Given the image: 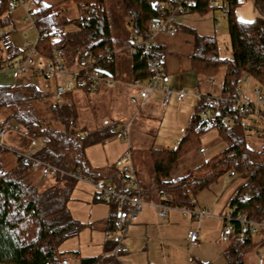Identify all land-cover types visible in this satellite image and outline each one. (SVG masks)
<instances>
[{"label":"trees","instance_id":"obj_1","mask_svg":"<svg viewBox=\"0 0 264 264\" xmlns=\"http://www.w3.org/2000/svg\"><path fill=\"white\" fill-rule=\"evenodd\" d=\"M12 1L0 0V18L8 12ZM31 1L34 23L41 27L43 35L38 41L39 51L45 57L59 56L72 62L82 52L97 53L112 45L115 33L124 32L125 24L145 29L156 16L154 2L161 0H116L115 18L109 16V0ZM209 1L194 0L190 12L204 13L215 7L222 8L224 3L229 6L225 15L229 57L219 54L216 36L212 33L199 34L178 22L175 31H188L191 35L190 51L186 55L189 70L211 79L222 70L220 94L202 93L197 98L193 114L175 146L150 147L151 173L143 196L155 192L157 198L158 190L162 189L167 193L163 199L168 203L194 207L197 193L229 174L236 186L229 196L227 209L253 221H264V145L254 147L248 143L241 123L242 117L248 114L239 112L235 103L246 77L264 88V0H254L257 16L250 21L236 18L235 8L241 4L240 0H221L219 5H210ZM70 2L75 4L78 14L60 17L54 7ZM69 25L71 29L66 30ZM165 50V44L158 41L156 55H162ZM163 65L165 68L164 61ZM113 66L110 62L108 68L112 71ZM125 66L131 68L133 79H143L149 74L144 59L139 56L126 60ZM113 95L112 87H101L92 92H66L61 101H56L52 85L37 87L30 81L0 85V125L12 121L18 126L15 133L23 145L18 148L32 146L33 154L40 159L66 170L78 167L87 177L103 179L118 190L131 193L123 182L124 173L119 165L93 166L85 155L88 145L116 137L119 122L108 113L110 103H104ZM117 115L120 116L119 111ZM259 118H264L263 110ZM212 128L224 147L182 175H174L184 156L203 150L202 136ZM6 149L0 147V264H66L61 247L84 226L66 205L75 180L56 174L48 177L53 186L41 190L36 185L39 170L22 163L15 152L12 151L15 153L13 165L8 168L3 165ZM107 202L113 211L106 225L108 229H116L117 205ZM233 229L229 264H245L244 252L252 244L250 230L238 222H233ZM241 230L244 232L238 237ZM112 247L113 242L105 251ZM80 264L121 263L113 255L104 253L83 257Z\"/></svg>","mask_w":264,"mask_h":264},{"label":"rangeland","instance_id":"obj_2","mask_svg":"<svg viewBox=\"0 0 264 264\" xmlns=\"http://www.w3.org/2000/svg\"><path fill=\"white\" fill-rule=\"evenodd\" d=\"M44 1L47 3H53L56 0ZM115 2L116 0L108 1L109 16L114 18L115 14L113 7ZM217 3L218 5L221 4V0H217ZM24 4L25 6L31 5L34 7L31 0H25ZM54 8V10L59 13L60 17L70 18L78 14V10L72 2L62 6H55ZM25 16V7L17 2L14 5H10L8 12L3 14L0 18V29L3 32L7 31L9 33L13 46L19 49L24 48L25 41H29L30 44L33 45L38 40V33L33 20L25 18ZM176 22L192 27L199 34H214L218 43L219 54L221 56H230L231 51L227 30V19L222 15L220 7H215L204 13L198 11L181 13L177 16ZM129 28L130 27L125 24L124 32L118 31L115 33L116 40L114 42L121 40L125 43L129 36ZM65 29H71V26H66ZM156 39L165 44L166 48L165 53L160 55L166 65V73L168 74V79L164 81V84L172 86L174 90H184L186 93L184 98L178 101L174 99V96L167 104L153 103L150 101L151 104L146 103L144 105L141 104V100H137L136 102H133L128 98L122 100L117 96V90L114 89L115 95L112 96L111 100L109 101L106 99L104 101L107 105L110 103L109 107H111V110H109L108 106L107 110L112 118L117 114V111H119L121 115V112L125 111L123 108L125 105L129 106L128 114L130 115L134 113L137 114V117H141L144 114L151 115V118L146 120V122L139 121L137 117L134 118L130 125L128 138V143H130L133 148L132 157L134 158L135 154L134 159L138 160L140 155L144 154L142 156L144 159H140V162L145 169L144 171L147 173H149L151 162L149 161V157L145 154L146 150L150 147H173L182 137L185 126L197 104V95L194 92L195 87L198 86L201 93L210 92L215 96H219L222 80V70L211 80L196 75L193 71L189 70L186 55L190 51L189 41L191 35L188 31L177 30L173 34L160 33L157 35ZM52 81L51 78L48 80H41V86ZM256 86H260V84L251 78L243 80L238 90V98L240 101L252 102L256 109L260 108L264 111V105L259 104L257 101L256 93L254 91ZM158 93V91L155 92V94ZM246 114L250 117H259L256 113H250V111ZM88 116L92 115L89 114ZM229 125H232V121L229 122ZM118 126L119 124H117L116 128H118ZM217 135L218 133L214 128L207 131L206 134H204V140H201L203 150L184 156L175 168L173 174L182 175L189 168L196 166L200 162L206 160L209 156L213 155L214 152L218 150V146L222 144V141H220ZM252 135L256 136L254 134ZM3 140L4 144L7 146L23 148V145H20V137L15 131H7ZM254 140V142L248 141V143L251 146L258 147L259 144L257 142H260V139L254 137ZM127 147L128 144L126 141L111 137L103 143L95 142L88 145L85 148V155L93 166H101L105 164L110 165L112 163H116L120 166L122 164L130 163L129 160L122 161L120 159L127 150ZM141 151L143 154H140ZM14 157L15 153L6 149L3 154V165L6 168L11 167L14 163ZM139 179V184L142 186L144 193H146V190L149 187V178L143 175L139 177ZM36 185L42 190L48 186H53V182L48 177H42L41 175L36 174ZM235 186L236 183L231 180L229 174L221 176L208 188H205L196 194L195 198L197 203L194 207L196 209L198 207L207 208L212 213L218 215L219 213L217 211H220L227 205L229 195ZM148 196H153V194ZM66 205L71 215L83 223L84 226L79 232L78 237L76 236L68 239L63 244V247L70 250L78 249L81 254L85 255L92 254L93 252H100L102 250V245L106 241L104 237L107 232L109 235L122 233L119 224H117L118 228L116 229H108L105 227V221L111 212L110 205L108 202L100 200L98 197L96 198L94 188L88 183L75 180L74 185L69 192ZM144 207H146V205H142V209ZM224 210L225 208L223 211ZM140 212L141 210L138 213V218ZM153 213H155V211ZM177 213L179 219L173 222V224L169 223V225H171L173 234L181 235L189 226L190 216H183L179 211ZM223 213L224 212H222L221 215ZM201 219L202 217L196 219V222H193L195 226L200 227L201 230L206 227L214 228L215 230L219 229L222 232L224 227L223 223L225 221L223 222L220 219L222 223H217V218L214 217L203 220ZM163 224L165 223H162V225ZM228 224L233 228L232 222H228ZM132 225H134V222L127 227V236L130 234L128 228L130 229ZM250 236L252 244L244 252V261L245 264H258L259 256L264 259V227L256 226V231L250 232ZM127 238H125V241H127ZM67 258L66 264H78V257L75 258L70 256Z\"/></svg>","mask_w":264,"mask_h":264},{"label":"built area","instance_id":"obj_3","mask_svg":"<svg viewBox=\"0 0 264 264\" xmlns=\"http://www.w3.org/2000/svg\"><path fill=\"white\" fill-rule=\"evenodd\" d=\"M21 3L26 10L25 18H30L34 23V9L31 5L25 6V0H14L10 5ZM194 0H161L155 1L153 4L156 16L152 18L145 29L136 26H130L129 36L125 43L121 40L114 42L110 46H106L103 51L93 53L91 51L78 54L72 62H67L59 56L45 57L38 48V41L43 36L41 27L35 25L38 33V40L33 45L29 41H25L24 48L19 49L13 46L10 35L7 31L0 29V85L11 86L16 83L30 81L37 87H41V80L51 78L53 81L47 83L48 87L52 85L53 97L56 101L62 100V95L66 92L75 90H86L88 92L95 91L101 87H112L117 90V96L124 100L136 102L141 100L144 104L156 91L161 92L162 104H167L172 95L180 101L185 96V91L174 90L171 86L164 84L166 80L165 68L163 60L156 55L158 48L157 35L160 33H175V23L178 15L189 12ZM217 0H210V5H215ZM229 10V6L224 3L221 12L225 16ZM35 24V23H34ZM135 56L144 59L148 71L147 77L131 78V68L125 66V61ZM113 62L112 71L108 68L109 63ZM108 65V66H107ZM106 70L108 73H105ZM211 80V78H207ZM244 80H248L246 77ZM257 101L259 104L264 103V88L256 86L254 88ZM197 98L201 96V92L197 87L194 89ZM237 109L241 113L250 111L260 116L261 109H256L254 103L240 101L236 97ZM121 116L117 119L119 126L115 133L116 138L127 142L128 147L120 158L122 161L129 160V164L120 165V169L124 173L123 182L127 184L128 191H120L115 186L107 183L103 179H93L82 174L80 168L76 167L71 170L63 169L53 163L40 159L33 154V147L20 149L4 144V136L7 131H17L18 126L14 122L8 121L0 125V147L7 148L20 156L22 163L31 169H38L42 177H53L56 174H63L72 179L86 182L91 185L97 197L103 201H113L117 205L116 222L120 225L121 234L109 235L105 237L113 242L110 254L118 257L120 254L127 252L128 248L124 244L123 239L125 231L132 222L138 218V213L142 209V205H151L155 214L159 218H167L168 210H177L183 216H190L200 219L205 215H213L222 218L224 227L222 233L225 236L233 234L234 229L230 227L228 222H238L243 227H248L250 232L256 231V226L264 227V221H253L248 219L242 213H232L230 209L226 210L222 215H216L207 208L197 209L195 207L179 206L168 203L163 198L167 197V193L160 189L156 199H149L143 196V188L139 184L135 169L132 164L133 148L128 143L129 130L131 122L137 117V114H128L129 106L123 107ZM206 112L203 111L202 115ZM226 122L229 120L224 119ZM194 200V198H192ZM243 230L238 233V237L243 234ZM188 242L190 246L198 243V231L196 228L189 229L187 232ZM262 257L259 258V264H262Z\"/></svg>","mask_w":264,"mask_h":264},{"label":"crops","instance_id":"obj_4","mask_svg":"<svg viewBox=\"0 0 264 264\" xmlns=\"http://www.w3.org/2000/svg\"><path fill=\"white\" fill-rule=\"evenodd\" d=\"M240 2L241 4L235 8L236 18L244 21H250L254 19L257 16V11L254 7V0H240ZM166 72L167 70L165 65V73ZM167 79H168V74L166 73V80ZM205 93H210V92H205ZM172 97H174V95H172L171 98ZM161 98H162L161 92H159L158 94L154 93L153 96H151L147 101H145L144 105L146 103L151 104L150 101L153 103L155 102L162 104ZM120 116L118 115L116 116L115 114L114 119L116 118L118 119ZM149 118H151V115H147V114H144L141 117L140 116L137 117V119L141 122L142 121L146 122V120H149ZM241 121L244 127V133L246 135L247 141L254 142L255 141L254 137H256L260 139V142H257L259 144L258 147L263 146L264 118L245 116L242 117ZM252 134L256 136H253ZM204 137L205 136L203 135L202 140H204ZM223 147H224V143L222 142V144L218 146V150L214 152V154L217 153L219 150H221ZM140 154H143V152L141 151ZM145 154L149 157V161L151 162L149 156L150 148L146 150ZM143 155H140L138 160L134 159L135 154H134V158L132 157V164L135 169L138 181H140L139 177L143 175L149 177V174L151 173V165L149 168V173L144 171L145 169L143 168V165L140 162V159H144L142 158ZM152 194L153 196H148L151 195L148 194L147 196L144 195V197H147L152 200L156 199V197L154 196L155 192H153ZM227 207H228V203L220 211H217L219 213L218 215H221L222 212H225L227 210ZM224 208L225 210L223 211ZM110 210L113 211L112 206H110ZM153 212H154V208L151 205L146 204V207L141 209L140 216L139 218H137L136 223L134 222V225H132L130 229L128 228V231L130 232L129 236H127L126 234L127 231H125L123 242H125L128 250L127 252L119 255L116 258V260L119 263L121 264H229L228 251L230 249V245L232 242L230 235L225 236L219 229L215 230L214 228L204 227L201 230L200 227L195 226L193 222H196V219L192 217H190L189 219L190 223L187 230L184 231L181 235L180 234L176 235L173 234V230L171 229V225H169V223L173 224V222L179 219V215L177 213L178 211L168 210L167 218L164 219L159 218ZM115 214L116 217L117 211L115 212ZM210 217L217 218V223H222V221L224 222L222 218L220 217L218 218L217 216H213V215L202 216L201 220ZM162 223L165 224L162 225ZM105 227H107L106 221H105ZM194 228H196L198 231V243L193 246H190L188 242L187 232L189 229H194ZM104 238L106 239V241L102 245V250L100 252L97 251L87 255L81 254L78 249L70 250L67 249L66 247H63L62 245L61 249L64 252L63 254L64 258L67 261L68 259L67 257L70 256L75 258L78 257L79 258L78 264H80V259L83 257L96 256L104 253L110 254L112 248L109 251H105L106 250L105 248L111 246L112 241L106 237ZM125 238H127V241H125ZM260 257L261 256L258 257V264ZM262 264H264V259Z\"/></svg>","mask_w":264,"mask_h":264},{"label":"water","instance_id":"obj_5","mask_svg":"<svg viewBox=\"0 0 264 264\" xmlns=\"http://www.w3.org/2000/svg\"><path fill=\"white\" fill-rule=\"evenodd\" d=\"M105 73H108L106 70H104Z\"/></svg>","mask_w":264,"mask_h":264}]
</instances>
